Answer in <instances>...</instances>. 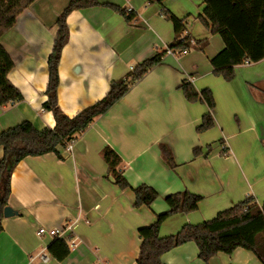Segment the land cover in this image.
<instances>
[{"label":"crops","instance_id":"obj_1","mask_svg":"<svg viewBox=\"0 0 264 264\" xmlns=\"http://www.w3.org/2000/svg\"><path fill=\"white\" fill-rule=\"evenodd\" d=\"M138 13L134 23L99 5L73 10L67 17L69 36L61 53L58 103L69 116L105 97L114 80L163 50L174 39L171 20L158 0H98ZM69 0H36L0 37L14 60L8 77L24 99L0 106V132L25 120L37 128L54 127L44 109L49 80L48 58L58 31L57 20ZM205 0H163L179 18L188 17L194 40H207L182 55H166L106 113L74 141L71 149L27 156L12 173L8 204L18 214L4 216L0 264H137L138 230L169 209L165 196L184 190L203 196L196 211L176 213L160 226V236L177 233L185 223L198 224L255 196L264 201V59L236 66L233 80L213 73L211 59L225 47L200 20ZM189 78L197 90L210 88L216 108L215 126L198 132L206 104L189 102L179 86ZM223 141V143H222ZM220 142L219 144H216ZM167 144L177 166L161 154ZM212 145L207 157L194 156L197 146ZM110 145L132 187L153 186L159 197L151 207H134L132 188L121 189L107 178L101 151ZM4 149L0 146V159ZM70 226L71 252L64 260L51 256L56 237L39 235L40 227ZM75 240V245L72 244ZM42 255L49 256L44 261ZM165 264H262L255 253L238 247L219 252L208 263L194 241L163 254Z\"/></svg>","mask_w":264,"mask_h":264},{"label":"trees","instance_id":"obj_2","mask_svg":"<svg viewBox=\"0 0 264 264\" xmlns=\"http://www.w3.org/2000/svg\"><path fill=\"white\" fill-rule=\"evenodd\" d=\"M36 0H0V37L11 29L19 15ZM161 14L172 21L174 39L163 50L133 66L124 78L114 80L104 98L80 110L74 116L67 115L58 103L60 83L59 64L61 53L69 36L67 17L76 9L104 5L120 14L127 23H134L138 13L114 3H101L98 0H69L57 20L58 31L52 51L48 58L49 80L46 88L47 100L44 109L51 111L55 118L54 127L37 128L31 121L25 120L0 132V146L4 155L0 159V233L3 231L4 209L12 191V173L18 163L27 156L44 155L55 152L63 158L59 147H66L75 141L93 123L96 117L106 113L115 105L144 75L156 65L163 63L167 49L185 50L192 47L204 49L207 40H194L188 31V17L179 18L163 0ZM204 14L199 18L212 33L219 34L225 47L211 59L213 73L231 81L236 75V66L246 61L256 63L264 59V0H205ZM15 63L9 52L0 42V106L18 103L24 99L21 91L10 81L8 75ZM189 102L200 101L208 110L197 126L198 132L207 131L215 126L214 110L216 100L210 88L197 90L193 82L186 78L179 86ZM223 143V141H222ZM161 154L170 168L177 163L171 148L160 145ZM212 145L205 149L195 147L194 156L207 157ZM101 154L108 165L107 178L113 177L114 183L121 189L132 188L135 194L134 207H151L159 197V192L148 184L132 187L120 166L122 158L110 145H106ZM203 196L184 190L165 196L169 209L156 214V219L148 226L139 228L141 239L137 264H165L164 253L175 246L194 241L199 249V257L206 263L219 252L231 254L238 247L249 249L264 264V201L260 204L255 196L217 213L212 219L198 224L185 223L172 235L160 236V226L169 216L176 213H190L199 208ZM71 236L56 237L48 249L52 257L64 260L70 255Z\"/></svg>","mask_w":264,"mask_h":264},{"label":"built area","instance_id":"obj_3","mask_svg":"<svg viewBox=\"0 0 264 264\" xmlns=\"http://www.w3.org/2000/svg\"><path fill=\"white\" fill-rule=\"evenodd\" d=\"M188 52V49H185V50H178V49H171V48H168L167 49V54L168 55H181V54H185ZM245 63H250L249 61H246ZM74 141L73 142H70L65 148L66 149H71L72 148V145H73ZM70 229V226L67 225V226H60V227H57V228H45V227H40L39 230H38V234L39 235H49L51 237H63L64 238V235L66 234V231ZM75 240H72V244L75 245ZM42 258L44 259V261H48L49 260V256L47 255H42Z\"/></svg>","mask_w":264,"mask_h":264},{"label":"water","instance_id":"obj_4","mask_svg":"<svg viewBox=\"0 0 264 264\" xmlns=\"http://www.w3.org/2000/svg\"><path fill=\"white\" fill-rule=\"evenodd\" d=\"M18 214V211L14 210L12 207L9 205L4 209V216L10 217Z\"/></svg>","mask_w":264,"mask_h":264},{"label":"rangeland","instance_id":"obj_5","mask_svg":"<svg viewBox=\"0 0 264 264\" xmlns=\"http://www.w3.org/2000/svg\"><path fill=\"white\" fill-rule=\"evenodd\" d=\"M181 55H182V54H181ZM179 56H180V55H179ZM219 143H220V142H217V143H215V145H216V144H219Z\"/></svg>","mask_w":264,"mask_h":264}]
</instances>
